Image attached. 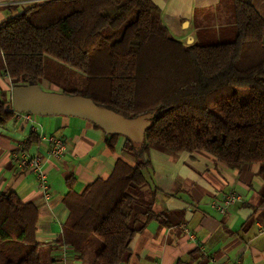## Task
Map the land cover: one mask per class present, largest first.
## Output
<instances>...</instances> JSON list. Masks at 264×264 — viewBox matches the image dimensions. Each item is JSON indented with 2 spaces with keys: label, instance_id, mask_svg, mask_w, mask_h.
Instances as JSON below:
<instances>
[{
  "label": "trees",
  "instance_id": "1",
  "mask_svg": "<svg viewBox=\"0 0 264 264\" xmlns=\"http://www.w3.org/2000/svg\"><path fill=\"white\" fill-rule=\"evenodd\" d=\"M232 12V25L198 31L189 46L170 35L151 0H48L0 23V76L13 85H39L52 59L85 77L68 95L126 119L150 115L140 144L124 138L133 165L118 159L106 180L81 194L67 179L58 247L89 264L126 260L133 237L159 218L151 204L138 212L130 194L148 183L152 148L203 151L234 171L259 164L264 186V21L252 0H233ZM14 114L1 92L0 127ZM119 138L108 135L110 151ZM34 142L32 134L26 145ZM36 224L33 204L0 193V264H42Z\"/></svg>",
  "mask_w": 264,
  "mask_h": 264
},
{
  "label": "crops",
  "instance_id": "2",
  "mask_svg": "<svg viewBox=\"0 0 264 264\" xmlns=\"http://www.w3.org/2000/svg\"><path fill=\"white\" fill-rule=\"evenodd\" d=\"M22 1L0 0V23L26 8ZM151 1L161 10L170 35L183 45L190 39L195 43L198 31H217L234 23L233 0ZM252 5L264 21V0H252ZM12 87L9 78L1 75L0 94L5 93L9 101ZM32 134L38 142L27 146ZM39 135L61 140L64 154L49 156V144ZM107 137L89 121L66 116H33L31 122L15 113L0 127V193L14 192L36 207L35 239L47 264H60L63 249L66 264H89L54 242L61 237L68 216L63 204L69 190L67 179L73 178L72 189L81 194L93 182L106 180L118 159L133 165L122 151L124 138L110 151ZM20 148L27 157L41 158L48 199L43 198L33 173L17 168L15 156ZM149 161L144 191L149 196L147 205L151 204V212L159 218L147 221L133 237L121 264H211V260L216 264H264V186L259 164L234 171L203 151L169 153L156 148L149 150ZM229 193L242 200L224 214L209 206ZM135 199L137 208L139 197Z\"/></svg>",
  "mask_w": 264,
  "mask_h": 264
},
{
  "label": "water",
  "instance_id": "3",
  "mask_svg": "<svg viewBox=\"0 0 264 264\" xmlns=\"http://www.w3.org/2000/svg\"><path fill=\"white\" fill-rule=\"evenodd\" d=\"M193 40L187 42L191 45ZM10 106L16 114L37 117L66 116L86 120L100 128L106 135H119L140 144L150 126V115L126 119L121 115L95 105L91 99L81 95H66L44 92L38 84L13 85Z\"/></svg>",
  "mask_w": 264,
  "mask_h": 264
},
{
  "label": "built area",
  "instance_id": "4",
  "mask_svg": "<svg viewBox=\"0 0 264 264\" xmlns=\"http://www.w3.org/2000/svg\"><path fill=\"white\" fill-rule=\"evenodd\" d=\"M48 0H24L21 2L22 5L29 6V5H37ZM24 117L29 120L33 121V116L30 114H23ZM40 140H44L49 144V156L54 158H59L65 152V144L53 137H44L43 135H39ZM16 165L19 170H30L37 182V186L39 191L41 192L43 198L48 199L50 197L49 188L47 184V176L45 171L43 170L41 158L38 156L27 157L26 152L24 149L20 148L18 153L15 156ZM242 200L240 195L235 193H229L226 195L222 201H211L209 206L216 212L220 214H224L227 208L237 202ZM63 254H61V261L60 264H66V253L63 249ZM211 264H216L213 260H211ZM232 264H240L238 261H234Z\"/></svg>",
  "mask_w": 264,
  "mask_h": 264
},
{
  "label": "rangeland",
  "instance_id": "5",
  "mask_svg": "<svg viewBox=\"0 0 264 264\" xmlns=\"http://www.w3.org/2000/svg\"><path fill=\"white\" fill-rule=\"evenodd\" d=\"M44 65L46 78L39 84L40 88L44 92H52L59 94L66 93V95H68V93L73 90L81 89L85 77L80 72L73 70L69 67L63 66L52 59H46ZM125 154L129 156L130 160L133 161L131 155L126 152ZM130 194L135 197H139L140 207H137L136 209L138 212H142V209L146 207L147 201L149 199V196H147L144 191V187L140 189L131 190ZM95 240L97 242L98 249L101 244L97 239ZM41 256L42 264H47V260L44 258V255L41 254Z\"/></svg>",
  "mask_w": 264,
  "mask_h": 264
}]
</instances>
